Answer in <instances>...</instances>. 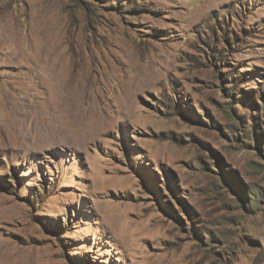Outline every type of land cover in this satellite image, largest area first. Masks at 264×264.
Masks as SVG:
<instances>
[{
    "label": "rangeland",
    "instance_id": "374dc122",
    "mask_svg": "<svg viewBox=\"0 0 264 264\" xmlns=\"http://www.w3.org/2000/svg\"><path fill=\"white\" fill-rule=\"evenodd\" d=\"M0 264H264V0H0Z\"/></svg>",
    "mask_w": 264,
    "mask_h": 264
},
{
    "label": "trees",
    "instance_id": "16d2710c",
    "mask_svg": "<svg viewBox=\"0 0 264 264\" xmlns=\"http://www.w3.org/2000/svg\"><path fill=\"white\" fill-rule=\"evenodd\" d=\"M254 196H256V195H254Z\"/></svg>",
    "mask_w": 264,
    "mask_h": 264
}]
</instances>
